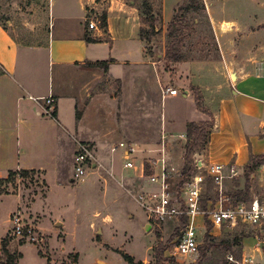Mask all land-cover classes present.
I'll use <instances>...</instances> for the list:
<instances>
[{
    "label": "crops",
    "instance_id": "crops-1",
    "mask_svg": "<svg viewBox=\"0 0 264 264\" xmlns=\"http://www.w3.org/2000/svg\"><path fill=\"white\" fill-rule=\"evenodd\" d=\"M183 2L162 0L159 29L163 28V35ZM205 2L223 59L178 62L170 65L176 74L163 70L164 57L156 51L153 39L141 37L140 0L100 1L94 7L102 8L99 14H105L107 25L103 28L100 18L93 29L88 25L85 0H50L51 34L44 45L19 44L0 23V64L6 71L0 75V179L11 170L35 171L45 188L29 205L24 204L21 192H0V247L19 205L35 216L46 238L48 251H35L33 264H149V255L138 258L127 253L134 262L125 260L120 252L126 251L107 243L103 228L97 227L99 222L115 227L122 199H134L140 205V192L158 189L147 178L146 171L154 170L145 166L159 159L162 139L168 166L184 170L187 125L210 118L197 106L193 87L214 116L207 145L193 155L197 167L222 164L224 171L231 167L240 171L252 155L264 154V49L260 44L249 52L247 39L253 29L218 17ZM101 62L106 65L88 66ZM153 70L161 90L178 89L177 95L161 93L162 107L164 99H174L179 92L182 99L171 106L169 114L161 107L153 138H138L123 129L126 121L120 99L100 85L105 79L121 81L123 94L129 87L135 94L136 89L145 88L144 79L151 80ZM48 96L55 100V117L44 113ZM120 141L137 146L135 167H126L123 149L113 150ZM85 142L95 147L96 163L77 179L75 155ZM155 171H160L159 164ZM87 183L99 193V200L79 193ZM143 224L149 226L148 216ZM79 227L85 233L78 232ZM54 233L58 240L51 245ZM79 239L89 241L90 247L82 250ZM27 246L32 245L20 246L18 264H32L26 258Z\"/></svg>",
    "mask_w": 264,
    "mask_h": 264
},
{
    "label": "rangeland",
    "instance_id": "rangeland-1",
    "mask_svg": "<svg viewBox=\"0 0 264 264\" xmlns=\"http://www.w3.org/2000/svg\"><path fill=\"white\" fill-rule=\"evenodd\" d=\"M140 1L145 36L153 39L156 51L163 54L164 62L161 65L163 70L176 74L170 68V65L178 62L169 60L168 58V52L172 48H175L178 53L184 56L183 61L191 59H223L215 31L209 22L207 15L208 6L205 0H199L198 2L199 5H205L204 10L196 8L197 2L192 3L184 0L177 7L174 17L171 20L172 22L176 19L175 27L169 30L170 22L164 35L162 34L163 28L159 29L162 27V0ZM208 5L216 11L218 17L223 16L227 20L238 21L244 25L247 24L249 28L253 29V32H249L247 39L250 49L249 52L255 51V45L260 46L262 44L261 46L264 49V0H208ZM188 6L190 8H187ZM102 11L101 8L99 13H103ZM153 11L157 14L150 16V13ZM149 20L155 21L158 28L157 33H153L149 27ZM0 23L19 44H47L51 34L50 0H0ZM146 78L144 79L145 88L136 89L135 94L132 92L131 87L123 94L121 81L109 83V80L105 79L100 85V88H110L113 96L120 99V112L124 115L123 117L126 121L123 129L135 137L150 139L154 137L157 128V116L159 117V110L161 111L162 107V90L156 71L153 70L150 77L151 80ZM193 89L195 96L199 97L201 110L203 109L209 113L210 118L208 121H211V118L213 119L214 116L207 108L203 95L197 90V87H193ZM181 97L182 94L179 92V95L174 99H164L162 107L164 113L169 114L172 110L171 106L175 105L179 99H182ZM157 142L159 143V140ZM201 149L200 147L198 150ZM263 163L261 162L253 171L246 169L247 165H249L247 164L240 170L238 177H229L226 179L224 185L225 192L231 197L238 195L241 199H250L264 194V168L261 167ZM195 171L205 173L206 170L204 168L200 170L195 164L194 170L188 177L184 176L183 171L180 172V175H174L171 179L173 192L175 191L174 195L175 193H180L183 181L190 179ZM7 177H9L7 181L0 183V192H21L25 205H29L35 197L45 191L41 175L37 174V172L29 174L25 178L19 176L10 177L9 175ZM79 193H83L82 196L89 200H99V193L90 188L89 183H87L86 188L83 187L82 191L79 190ZM216 193V185L211 180H208L203 190V203L206 204L207 199H215ZM116 210L120 214H117L118 217L115 221L114 228L107 227L102 222L98 223L97 228H103L102 234L107 243L125 250L126 253L134 254L138 258L149 255V264H231L228 255L232 254L236 258H240L242 253L241 244L234 242V238L240 232V228L232 229L224 227L217 229L208 224V232L200 240L198 257L194 260L180 262L174 256H171V253L173 252L174 241L180 235L181 229L185 225V223L183 224L182 218L167 219L160 226L153 220H148L149 226L146 228V225L143 223L147 221V213L134 199H122ZM16 211H21L22 218L25 219V222L34 227L36 232L34 236L37 240L29 241L16 237L12 233L11 222L10 229L5 236L8 241L6 246L10 251L19 252L21 245L31 244L32 246L26 247V258L33 264V258L36 257L35 251H48L45 245L46 238L41 230L37 228V219L34 218V215H31L28 210H25L24 206L21 207L18 205ZM66 229L68 227H65L64 230ZM80 231L82 234L85 233V230H82L81 227L78 228V232ZM209 232L215 233V235H210ZM158 233H160V237L157 236ZM69 239L70 237L67 239V244L70 247L71 240L69 241ZM56 240L58 239L54 233L51 245ZM78 242L81 244L82 250L85 247H90L89 241L84 243L83 239H79ZM158 252L162 257V260H159L160 262L157 260ZM0 258L1 261L7 260L3 253L2 243L0 247Z\"/></svg>",
    "mask_w": 264,
    "mask_h": 264
},
{
    "label": "built area",
    "instance_id": "built-area-1",
    "mask_svg": "<svg viewBox=\"0 0 264 264\" xmlns=\"http://www.w3.org/2000/svg\"><path fill=\"white\" fill-rule=\"evenodd\" d=\"M89 7L87 15L88 25L91 29L97 27L100 21L99 11L94 7L102 0H85ZM163 95H177L178 89L163 87ZM45 114L52 115L55 100L52 96L45 98ZM123 149L126 155V167H135L137 146L128 141H120L115 144L113 150ZM159 159L148 161L152 173L147 174V178L158 185L156 191L143 190L137 196L141 207L146 211L148 220H153L157 225L167 219H179L186 217V222L181 229L180 235L174 241V248L171 256L180 262L194 260L198 257L200 240L205 237L208 230L207 225L222 229L240 228L242 235L240 258L229 254L228 259L231 264H264V194L250 199L235 201L225 191V181L229 177H238L240 171L236 167H231L230 171H224V165L212 164L205 173L195 171L190 179L183 181L180 193L173 192L171 179L180 172L174 171L167 164V146L164 139L159 143ZM96 163L95 147L88 142L80 143L75 155V178L84 177L88 170ZM160 165V171H155V167ZM264 168V163L261 165ZM201 170V167H198ZM211 180L216 185V198L207 199L203 203V190L207 181ZM179 196V197H178ZM201 219H200V218ZM12 233L22 240L35 241V229L31 224L25 222L21 211L12 214ZM210 235L215 233L209 232ZM43 241V239H41ZM248 241V242H247ZM182 259V260H181Z\"/></svg>",
    "mask_w": 264,
    "mask_h": 264
},
{
    "label": "trees",
    "instance_id": "trees-1",
    "mask_svg": "<svg viewBox=\"0 0 264 264\" xmlns=\"http://www.w3.org/2000/svg\"><path fill=\"white\" fill-rule=\"evenodd\" d=\"M189 2L195 3L197 2V6L196 8H201V9H205V5H199L198 2L199 0H188ZM187 8H190V6H188ZM153 12L150 13V16H153ZM101 22H102V27H106L107 22H106V16L105 14H102L101 16ZM176 20V19H175ZM173 20L169 26V30H171L172 28L175 27V23L176 21ZM146 22V21H145ZM148 25L151 28V30L153 31V33H157V26L155 24L154 20H149L148 21ZM145 29H141V37L148 39L145 36ZM168 58L169 60H173L175 62H180L183 61L184 56H182L180 53L177 52V50L175 48H172L169 52H168ZM106 62H101V63H96V64H89L88 66L90 67H94V66H105ZM6 71L3 68V66L0 64V75L4 74ZM195 100L197 103V106L200 108V102H199V97L195 96ZM201 109V108H200ZM202 111H204L202 109ZM206 112L208 115L209 113L207 111ZM54 117V113L52 114ZM81 116V111L77 110V118H80ZM214 125V118H211V121H203L200 123L197 122H189L187 125V138L188 141L186 143L185 146V167L183 170V174L185 177H188L192 171L194 170V166H195V161L193 159V155L194 153L201 147H204L205 145H207L208 141H209V135L211 132V129ZM261 162H264V154L261 155H252L251 157V161L249 162V165H247L246 169L248 171H253L255 167H257ZM148 174V171H146ZM35 173V171H29V170H11L9 171L8 175L10 177H27L29 174ZM9 177H6L5 179H0V183L7 181ZM240 196L236 195V197H232L233 200L238 201L241 200V198H239ZM182 221L183 224L186 221V217L182 216ZM243 234V233H241ZM237 233L235 238H234V242L240 243L241 244V240H242V235ZM158 237H160V233H158L157 235ZM7 237L4 238L2 240V248H3V253L5 254L7 260L6 261H1L0 258V264H18L19 259L22 257V253L21 252H13L10 251L9 249H7L6 243H7ZM117 252H120L119 250H116ZM122 254V256L125 258V260H127L130 263L134 262L133 257H131L129 254L127 253H123L120 252ZM42 254V253H41ZM161 254L158 252L157 254V260H162V257L160 256ZM160 262V261H159ZM200 264V263H199Z\"/></svg>",
    "mask_w": 264,
    "mask_h": 264
}]
</instances>
